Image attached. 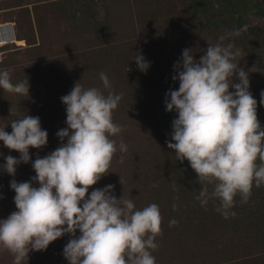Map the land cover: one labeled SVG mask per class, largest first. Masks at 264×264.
<instances>
[{
	"label": "trees",
	"instance_id": "1",
	"mask_svg": "<svg viewBox=\"0 0 264 264\" xmlns=\"http://www.w3.org/2000/svg\"><path fill=\"white\" fill-rule=\"evenodd\" d=\"M0 11L12 42L50 52L0 60L14 167L0 177V259L11 243L14 264L45 263L44 243L75 239L85 264H264V0Z\"/></svg>",
	"mask_w": 264,
	"mask_h": 264
},
{
	"label": "rangeland",
	"instance_id": "2",
	"mask_svg": "<svg viewBox=\"0 0 264 264\" xmlns=\"http://www.w3.org/2000/svg\"><path fill=\"white\" fill-rule=\"evenodd\" d=\"M20 3H28V2H32V0H17ZM32 3H30L28 5L29 9L32 10ZM3 11H0V16L3 17L4 13H2ZM251 22L253 24L258 23L257 19L254 16H251ZM12 23L14 25L13 22H9ZM18 25V23H17ZM19 26L21 27V30H23L24 32H27L28 28L26 23H21L19 24ZM54 37H57L55 33H52ZM55 34V35H54ZM36 41L39 42V40L36 38ZM24 44H17L15 42H11L9 44H7L8 46H6L7 48L5 50H0V60H6V62L8 60L13 59L16 64H22V65H26L29 66L31 65L34 60H36V58L38 59L39 57H44L46 55H48L50 52L49 51H45V49L43 51H39V52H33L30 51V49H28L29 45H27L26 41L23 40ZM15 46V47H14ZM2 47V46H0ZM55 53V52H53ZM49 61V60H48ZM48 67V64H47ZM54 72V66L51 67ZM19 70V69H16ZM49 71V70H48ZM14 76V75H13ZM12 76V77H13ZM59 79V76L55 75L54 76V80ZM12 114L14 112H11ZM17 116V115H15ZM13 115L10 116V118L6 119V117L1 113L0 110V177L3 178H10L13 176L14 174V167L12 165V155H11V148L9 145V142H6V138L5 136L7 135L6 130L4 128L5 125H9L11 128V122L13 121ZM16 121V120H15ZM11 131V130H10ZM52 150V148H51ZM13 224H15L16 227V223L15 221H13ZM49 231H48V240L49 241H59L60 239V235L58 234V237L55 236V232L54 230L51 228V226H49ZM29 236V234H27ZM14 237H16V235L13 234ZM11 234V237L9 236V240H11L13 242L14 237ZM41 235H36L34 236V242L35 244H38L39 240H40ZM64 238V237H63ZM65 239V238H64ZM65 241V240H64ZM63 241V242H64ZM69 241H73V243L67 247L66 249H61L60 247H62L63 242L59 241L58 245L55 244V248L50 245L47 246L49 244V242H46V244H43L44 250L46 248L47 252L45 255V263H41V264H48V262H52L50 264H63L61 261H57L58 257L61 254H65L66 255V260L64 261L65 264H85V262H83L80 259V254H79V246H78V240H69ZM55 249V250H54ZM60 251V252H56ZM12 244L10 243V247H9V252L6 254L5 259H0V262H3L2 264H14V261L11 260L12 259ZM48 261V262H47ZM44 262V261H43ZM86 264H94L93 263V258L90 256V262H87Z\"/></svg>",
	"mask_w": 264,
	"mask_h": 264
},
{
	"label": "built area",
	"instance_id": "3",
	"mask_svg": "<svg viewBox=\"0 0 264 264\" xmlns=\"http://www.w3.org/2000/svg\"><path fill=\"white\" fill-rule=\"evenodd\" d=\"M0 46H4L6 44L11 43V36H14L13 24L6 22L0 23Z\"/></svg>",
	"mask_w": 264,
	"mask_h": 264
}]
</instances>
